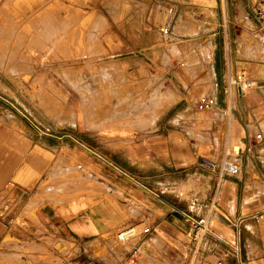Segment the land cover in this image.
Listing matches in <instances>:
<instances>
[{"label":"crops","instance_id":"1","mask_svg":"<svg viewBox=\"0 0 264 264\" xmlns=\"http://www.w3.org/2000/svg\"><path fill=\"white\" fill-rule=\"evenodd\" d=\"M221 1L226 2L229 19L214 32L213 50L207 61L208 73L214 74V88L210 83L202 91L206 90L203 95L216 96L225 108L235 113L232 117L199 110L196 73L191 67V72L169 71L163 64L166 44L157 39L147 40L142 37V30L138 38L118 39L113 33V39L105 44L110 48L120 46L123 50L119 55L133 62L135 58L148 64L150 60L156 62L162 79L174 80V102L170 107L171 102L165 99L169 109L158 120L141 124L142 135L134 137L135 132L129 129L107 134L86 126L75 130L77 134L73 135L64 131V125L39 122L22 105L7 104L9 108L0 110V241L9 232L17 237L29 234L31 238L50 239L53 242L50 250L61 254L67 264H134L135 255L127 249V244L130 242L133 249L138 248L140 239L133 243V232L142 222H149L146 227L151 228L149 233L143 230L144 236L162 233L167 228H171L169 234L174 238L188 235L184 254L171 253L172 264H177L179 258H182L179 264H219L227 247L222 239L236 240L235 232L241 246L242 239L250 237L264 245L261 242L264 196L263 200H253L241 187V173L248 174V167L242 168L241 176L222 180L218 168L211 165L233 157L230 150L241 145L243 166L251 159L255 176L264 183V50L261 49L264 48V0ZM98 2L92 0L89 4ZM74 5L86 7V3ZM6 6L4 10L10 7ZM131 22H135L133 17L123 21V26L139 31L132 28ZM243 73L251 85L246 89L236 85L233 91L231 78ZM259 132L262 139L256 137ZM202 148L217 157L221 152V160H210L196 169L197 159L205 158L200 153ZM69 168L73 170L71 177L57 175ZM180 175L200 182L199 188L197 184L188 185L187 200L165 194L167 183ZM69 178L74 179L69 181ZM44 182L47 183L45 194L40 189ZM221 182L222 188L218 185ZM69 183H76L80 191L77 197L66 200L61 190ZM227 183L233 190L227 191ZM54 184L60 188L48 190ZM214 195L218 197L215 206L211 205ZM195 197L211 205V210L193 209L195 214H211V221L218 214L232 227L214 225L225 236L219 234L222 239H216L214 250H207L192 238L188 211L192 210L191 201ZM19 198L24 202L35 199L39 204L34 214L20 224L17 213L21 200L11 209ZM233 200L235 204L231 203ZM134 203L143 206V215L133 214ZM251 218L254 220L249 221ZM252 226L257 229L255 232ZM123 230L127 233L125 241L119 235ZM42 243L48 246L45 241L37 244ZM145 244L142 243L147 251L144 262L137 264H159L153 260L161 250L155 253L149 243ZM226 264L237 263L228 260Z\"/></svg>","mask_w":264,"mask_h":264},{"label":"rangeland","instance_id":"2","mask_svg":"<svg viewBox=\"0 0 264 264\" xmlns=\"http://www.w3.org/2000/svg\"><path fill=\"white\" fill-rule=\"evenodd\" d=\"M91 1L0 0V27L2 26L0 28V45H2L0 46V110L9 108L7 104L22 105L36 116L39 122L53 123L55 126L64 125L66 126L64 131L73 135L77 134L75 130H80L84 126L102 130L107 134L110 131L129 129L135 132L134 137L142 135L141 124L158 120L165 110L169 109V107L166 109V105L163 106L162 103L165 101L162 99L170 101V107L174 102L176 98L172 83L174 80L162 79V75L157 73L161 68L156 62L150 60L151 63L148 64L136 60L138 58H135L133 62L119 55L123 50L120 46L116 48L105 46L113 39V33L117 34L118 39L138 38L141 36L139 35L141 30L142 37L147 40L157 39L166 44L163 64L169 71L175 73L193 70L192 72L196 73L200 92L196 98L197 101L206 93V90L203 92L202 88L210 83H212L211 88H214V74L208 73L207 61L210 60L213 50L214 32H217L220 23H227L229 19L226 2L221 0H99L97 5H91L89 4ZM77 2L86 3V7L74 5ZM9 4L11 6L3 10V7ZM94 12L102 13L95 15ZM3 15L8 17L7 20L6 17L3 18ZM131 17L135 21L131 22V25L134 24L132 28L139 31L134 32L131 28L127 29L123 26V21ZM17 39L21 42L19 43ZM261 49L264 50L263 47ZM217 81L219 79L215 81V86ZM231 85L235 91L237 84L231 83ZM155 106L160 107L159 112ZM198 138L203 140L204 136L198 135ZM200 151L205 158H198L195 168L207 164L210 160H221V152H218L217 157L210 151H206V148ZM67 152L68 147L65 148V153ZM230 152L233 157L224 158V162L235 160L237 146ZM220 162L222 164V161ZM245 167H248L249 173H241L242 189H245L247 197L263 200L264 183L259 181V176H255L253 161L249 159L246 164L244 163L243 168ZM56 170L55 167L54 171ZM72 172L73 170L69 168L66 171H59L57 175L71 177ZM243 172H245L244 169ZM77 174L79 175V172ZM72 179L69 178V181ZM199 183L192 178L187 180L186 176L180 175L167 183L165 194L187 200L190 196L188 185L197 184L199 188ZM202 183L206 184V182ZM46 185L47 183L44 182L40 186L44 194L47 192ZM64 186L66 188L61 191L65 193L66 200L77 197L80 189L76 183L64 184ZM83 186L85 185H81ZM58 188L60 186L54 184L50 185L48 190ZM231 190L233 189L228 184L227 191ZM20 200L21 198L16 200L11 209ZM231 203L235 204V200ZM38 206L35 199H28L25 202L21 200L20 210L17 213V219L21 221L18 223L24 222L22 220L25 217L33 215ZM131 207L134 215H143L141 204L134 203ZM193 209L195 208L192 207ZM253 220L249 219V221ZM220 224L229 226L218 214H214L210 223L212 229L217 232L214 225L220 226ZM146 226H149V222H142L133 232V243L136 242L135 239H140L138 248L141 255L138 248L133 249L130 242L127 244V249L135 255L134 264L144 262L143 257L147 251L144 250L142 243H149L155 253L161 250L153 260L155 263L172 264V252H180L181 256L184 254L188 240L187 234H180L179 238H174L169 234L171 228H167L163 229L162 233L144 236L142 232ZM251 230L255 232L257 229L252 226ZM125 233L124 230L119 232V235H122L121 241L126 240ZM235 234L236 240L228 239V241L240 244L237 232ZM44 241L48 246L44 243L37 244ZM242 241L243 255L247 263L264 264V245L253 237L243 238ZM52 244L50 239L46 241L31 238L29 234L17 237L9 232L0 241V264H67L61 254H55L50 250L49 246ZM146 248L149 249V245ZM179 260L181 261L182 258ZM180 261L176 263L179 264Z\"/></svg>","mask_w":264,"mask_h":264},{"label":"built area","instance_id":"3","mask_svg":"<svg viewBox=\"0 0 264 264\" xmlns=\"http://www.w3.org/2000/svg\"><path fill=\"white\" fill-rule=\"evenodd\" d=\"M245 74H238L235 78H231V83H236L240 86L241 89L248 88L251 84L246 77ZM198 109L201 111H216L218 114L222 116L232 117L235 113L232 110L225 108L219 101V99L214 95H203L198 101ZM232 115V116H231ZM256 137L258 139L263 138V134L261 132L257 133ZM238 152L234 161H225L222 164H211L214 169L218 168L219 177L223 180L227 177L237 176L242 172L243 164L241 158L242 147L239 145ZM222 183L218 184L220 188H222ZM218 202V197H215L211 201V205L216 204ZM192 206L196 210H201L206 207V209L211 210V205L205 201L199 200L197 197L193 198L191 201ZM194 210L188 211V218L191 220L193 225V240L202 243L206 247L207 250H214V242L216 239L221 238L218 233H216L210 223H211V214H195ZM150 227H145L144 233L150 232ZM127 234V233H125ZM122 236V235H120ZM222 239V238H221ZM225 247L222 255L219 259V264H226L227 261H235L237 264H248L247 259L243 255L242 246L240 244L231 243L226 238L222 239Z\"/></svg>","mask_w":264,"mask_h":264},{"label":"bare ground","instance_id":"4","mask_svg":"<svg viewBox=\"0 0 264 264\" xmlns=\"http://www.w3.org/2000/svg\"><path fill=\"white\" fill-rule=\"evenodd\" d=\"M9 2H10V1H9ZM11 3H12V2H11ZM30 3H31V2H30ZM41 3H42V2H41ZM13 4H14V3H13ZM18 4H19V3H18ZM8 6H11V5H8ZM26 6H27V5H26ZM26 6H25V7H26ZM60 6H61V5H60ZM0 7H1V6H0ZM6 7H7V6H6ZM14 7H15V6H14ZM19 7H20V6H19ZM3 8H4V7H3ZM26 8H28V7H26ZM0 9H1V8H0ZM20 9H21V8H20ZM44 9H45V8H44ZM3 10H4V9H3ZM3 10H2V11H3ZM35 10H36V9H35ZM8 11H9V10H8ZM50 11H51V10H50ZM14 12H15V11H14ZM38 12H39V11H38ZM41 12H42V10H41ZM19 13H21V12H19ZM58 13H59V12H58ZM5 14H6V13H5ZM34 14H35V13H34ZM37 14H38V13H37ZM41 14H42V13H41ZM44 14H45V13H44ZM47 14H48V11H47ZM50 14H51V13H50ZM53 14H54V13H53ZM7 15H8V14H7ZM11 15H12V14H11ZM3 16H4V15H3ZM9 16H10V15H9ZM51 16H52V14H51ZM59 16H60V15H59ZM5 17H6V20H7L8 17H7V16H4L3 18H5ZM10 17H11V16H10ZM30 17H31V16H30ZM3 18H2V19H3ZM18 18H19V17H18ZM27 18H28V17H27ZM9 19H10V18H9ZM39 19H40V18H39ZM44 19H45V18H44ZM46 19H47V18H46ZM49 19H50V18H49ZM51 19H52V18H51ZM0 20H1V19H0ZM11 20H12V19H11ZM13 20H15V19L13 18ZM33 20H35V19H33ZM40 20H41V19H40ZM8 21H9V23H11L10 20H8ZM27 21H28V20H27ZM43 21H44V20H43ZM45 21H46V20H45ZM5 22H6V21H5ZM29 22H31V21H29ZM29 22H28V23H29ZM40 22H41V21H40ZM40 22H39V23H40ZM51 22H52V21H51ZM20 23H21V22H20ZM20 23H19V24H20ZM34 23H35V22H34ZM37 23H38V22H37ZM6 24H7V22H6ZM47 24H48V23H47ZM49 24H50V23H49ZM1 25H3V24H1ZM13 25H14V24H13ZM33 25H34V24H33ZM3 26H4V25H3ZM7 26L9 27V25H7ZM10 26H11V25H10ZM35 26H36V25H35ZM1 27H2V26H1ZM1 27H0V28H1ZM41 27H42V25H41ZM48 27H49V26H48ZM9 28H10V27H9ZM36 28H37V27H36ZM46 28H47V26H46ZM12 29H13V28H12ZM49 30H50V29H49ZM1 31H2V30H1ZM38 31H39V30H38ZM42 31H43V30H42ZM50 31H51V30H50ZM3 33H5V32H3ZM39 33H40V32H39ZM39 33H38V34H39ZM12 34H14V33H12ZM17 34H18V33H17ZM44 34H45V33H44ZM3 35H4V34H3ZM33 35H34V34H33ZM4 36H5V35H4ZM6 36H7V34H6ZM9 36H11V35H9ZM25 36H26V35H25ZM40 36H41V33H40ZM18 37H19V36H18ZM47 37H48V36H47ZM47 37H46L45 39H47ZM0 38H1V37H0ZM2 38H3V37H2ZM4 38L7 39V37H4ZM20 38H21V37H20ZM40 39H41V38H40ZM7 40H8V39H7ZM15 40H16V39H15ZM15 40H14V41H15ZM21 40H22V38H21ZM23 40H24V39H23ZM5 41H6V40H5ZM17 41H18V39H17ZM19 41H20V40H19ZM19 41H18V42H19ZM46 41H47V40H46ZM48 41H49V40H48ZM48 41H47V42H48ZM9 42H11V41H9ZM20 42H21V41H20ZM20 42H19V43H20ZM33 42H34V41H33ZM40 42H41V41H40ZM34 43H35V42H34ZM34 43H33V44H34ZM38 43H39V42H38ZM42 43H43V42H42ZM42 43H40V44H42ZM13 44H14V43H13ZM13 44H12V46H13ZM47 44H48V43H47ZM5 45H6V43H5ZM0 46H2V45H0ZM38 46H39V45H38ZM43 46H44V45H43ZM13 48H15V46H13ZM16 48H17V47H16ZM18 48H19V47H18ZM33 48H34V47H33ZM253 49H255V48H253ZM256 49H257V48H256ZM17 50H18V49H17ZM247 50H248V49H247ZM19 51H20V50H19ZM30 51H31V50H30ZM248 51H249V50H248ZM11 52H12V51H11ZM13 52H15V50H13ZM16 52H18V51H16ZM16 54H17V53H16ZM251 54H252V53H251ZM256 54H257V53H256ZM262 54H263V53H262ZM248 55H249V54H248ZM260 55H261V54H260ZM7 56H8V55H7ZM10 56H11V55H10ZM10 56H9V58H10ZM1 58H2V57H1ZM248 58H249V57H248ZM251 58H252V56H251ZM2 59H3V58H2ZM18 64H19V63H18ZM11 65H12V64H11ZM19 65H20V64H19ZM15 67H16V66L14 65V68H15ZM112 67H113V66H112ZM9 68H10V67H9ZM11 69H12V68H11ZM109 69H110V68H109ZM53 87H54V86H53ZM78 92H79V91H78ZM80 92H82V91H80ZM159 95H160V93H159ZM90 97H91V96H90ZM152 98H153V97H152ZM102 99H103V98H102ZM153 99H154V98H153ZM46 100H47V99H46ZM162 100L165 101L164 99H162ZM136 101H137V100H136ZM140 101H141V100H140ZM142 101H143V100H142ZM142 101H141V102H142ZM150 101H151V100H150ZM160 101H161V100H160ZM160 101H159V103H160ZM55 103H56V101H55ZM84 103H85V102H84ZM144 103H145V102H144ZM165 103H166V102H165ZM165 103H162V104H164L163 106L166 105ZM91 104H92V103H91ZM160 104H161V103H160ZM170 104H171V103H170ZM170 104H169V105H170ZM169 105H168V106H169ZM84 106H85V105H84ZM153 106H154V105H153ZM130 107H131V106H130ZM156 107H157V106H155V108H156ZM49 108H50V107H49ZM153 108H154V107H153ZM157 108H158V107H157ZM161 108H162V107H161ZM163 108H164V107H163ZM166 108H167V105H166ZM51 109H52V108H51ZM130 109H131V108H130ZM132 109H133V108H132ZM132 109H131V110H132ZM136 109H137V108H136ZM159 109H160V107L158 108V111H157V112H159ZM138 110H139V109H138ZM129 111H130V110H129ZM153 111H154V110H153ZM160 112H161V110H160ZM127 113H128V112H127ZM129 114H130V113H129ZM142 114H143V113H142ZM157 114H158V113H157ZM143 115H144V114H143ZM143 115H142V116H143ZM58 116H59V115H58ZM56 118H57V117H56ZM138 118H139V117H138ZM140 119H141V118H140ZM145 119H146V118H145ZM214 227H215V226H214ZM215 230L217 231V233H219L220 235H222V234L218 231V229H217L216 227H215ZM222 236H224V235H222ZM224 237H225V236H224ZM229 240H230V239H229ZM230 241H231V240H230Z\"/></svg>","mask_w":264,"mask_h":264}]
</instances>
